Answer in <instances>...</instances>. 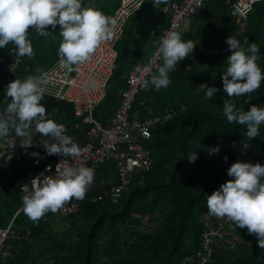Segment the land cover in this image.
Masks as SVG:
<instances>
[{"label":"trees","instance_id":"16d2710c","mask_svg":"<svg viewBox=\"0 0 264 264\" xmlns=\"http://www.w3.org/2000/svg\"><path fill=\"white\" fill-rule=\"evenodd\" d=\"M225 1L214 0L204 4L187 28L193 27L200 12L213 16L211 18L222 17L226 9L230 13ZM85 3L99 8L111 19L120 0H85ZM153 5L154 0H144L129 19L152 11ZM132 23H135V19ZM229 24V33L225 38L231 34L245 47L249 42L260 45L257 63L264 71V0L253 6L245 22L234 25L231 20ZM48 27L53 32L47 37L39 36L34 29L29 28L27 38L32 43L34 55L14 72L10 73L6 67L11 43L0 47L1 110L10 98L6 99L4 93L8 83L6 77L10 76L13 80L16 77L22 79L28 74L39 75L60 59L57 52L61 39L59 25L55 29ZM203 27L199 29L200 35L213 32L209 26ZM56 35L58 37L55 39ZM229 52L225 39L221 44H207L200 49L198 56L189 53L177 63V68L169 73L171 83L166 88L156 90L150 81L149 87L136 97L133 113L136 112L139 119L148 115H161L170 109L175 110L176 115L166 124L152 130L147 147L151 169L134 173L129 186L122 192H111L108 188L114 200L106 202L105 192L93 193L89 196L101 194L102 201L93 204L89 199H83L82 210L76 215L63 217L49 211L38 221H33L22 210L19 185L12 186L11 189H4L10 192L12 198L0 199L5 200L0 205V227L5 226L16 213L17 217L13 220L15 230L20 232L18 228H22V234L30 230V239L38 240L50 223L49 216L57 214L68 223L79 218L80 223L75 226L69 224L71 227L63 232L60 239L51 237L54 241L45 244L47 248H43V251L49 255L45 259L51 260L53 264H96L98 261L111 264H183L186 256L199 249L204 226L215 216L208 212L206 195H210L225 180L233 178L227 174V167L232 162L242 161V148L256 160L264 157V124L260 125L259 135L249 139L244 134L246 126L229 122L222 112L226 93L221 86V72L226 68L225 58ZM121 59V56H117L110 88L102 102L94 108V117L101 123L105 122V116L108 118V112L118 107V93L126 84ZM200 63L206 67L202 68ZM202 82L217 86L219 91L205 99L204 90L196 91ZM231 99L238 108L244 110L250 104L264 106V80L253 92ZM41 103L45 106L48 118L63 123L66 133L73 139L81 138L79 134L85 126L74 115L72 104L45 94ZM76 124L81 128L78 129ZM33 130L36 131L34 127ZM36 132L37 137L47 139V136ZM10 133L21 144L23 137L18 136L14 128L10 129ZM217 144L220 145L219 152L209 155L207 148ZM192 150L198 154L194 162L187 158ZM23 178L22 183L27 181V178ZM145 215L155 226L151 234L141 231L140 222ZM236 233L238 242L235 250L216 251L207 264H264V248L257 244L256 235L249 233L246 226H238ZM21 245V253H18L16 262L12 264H29L28 255L23 252L27 243ZM40 256L31 259V262L37 260L39 264H46L45 260L39 262ZM0 264L4 263L0 261Z\"/></svg>","mask_w":264,"mask_h":264},{"label":"clouds","instance_id":"9594fccd","mask_svg":"<svg viewBox=\"0 0 264 264\" xmlns=\"http://www.w3.org/2000/svg\"><path fill=\"white\" fill-rule=\"evenodd\" d=\"M111 23L113 21L102 10L85 3V0H0V47L11 43L17 56H32L33 46L27 38L29 26L37 35L47 37L53 32L48 26L55 29L59 25V62L71 70V65L89 59L97 46L111 37ZM225 40L230 52L225 58L226 68L221 72V86L226 93L222 112L229 122L245 125L244 134L252 139L259 135L260 125L264 124V106L250 104L244 110L238 108L231 98L253 92L264 80V71L257 63L260 45L249 42L245 47L231 34ZM194 45L191 39H183L182 32L177 30L169 29L159 38L158 51L162 63L150 76L156 90L171 83L170 71L192 53ZM46 78L44 72L28 74L22 79L16 77L5 85V97L10 99L0 110V141L7 140L10 146H14L8 137L10 129L14 128L18 136L25 138L21 146L32 145L28 130L34 127L52 139L43 138L42 151H33L30 155L43 156L47 160L54 159L56 154L75 156L81 151L80 146L66 133L63 123L47 117L45 106L41 103L42 84L46 83ZM200 90H204L207 99L213 97L219 88L202 82L196 88V91ZM219 149L217 144L208 147L207 151L211 155L218 153ZM197 155L192 150L187 158L194 162ZM224 159L227 160V156ZM55 169L54 176H34L31 188L27 183L22 185L21 207L33 221H38L48 211H57L73 197L82 199L95 175L93 167L82 163L74 165L60 161ZM22 170L25 176L24 168L17 171ZM226 172L233 178L225 180L210 195H206L208 212L228 218L235 227L246 226L249 233L256 235L257 244L264 248V164L237 160L227 167ZM16 215H13V220Z\"/></svg>","mask_w":264,"mask_h":264},{"label":"built area","instance_id":"2783aa9c","mask_svg":"<svg viewBox=\"0 0 264 264\" xmlns=\"http://www.w3.org/2000/svg\"><path fill=\"white\" fill-rule=\"evenodd\" d=\"M144 0H120L118 7L111 17L110 24L112 35L102 41L90 58L69 66L62 65L59 60L44 71L47 74L46 83L42 84L43 94L52 96L60 101L72 104L74 115L80 118L84 128L81 131V140L74 139L81 151L75 156L56 154V157L47 160L43 156H32L33 151L41 152L44 148L42 137L32 139L33 144L21 146L15 135L8 133L14 146H10L7 140L0 141V155L7 158L1 164L4 176L10 177L17 170H25L27 181L19 186L18 195L22 196V185L27 183L32 186L34 176H54L58 162H66L74 165L85 164L98 171L104 164L111 163L116 176V183L111 192H122L130 184L131 176L135 172H147L150 169V158L147 150L148 141L152 130L166 124L176 115L173 109L167 110L161 115H148L137 118L133 115V104L136 97L150 84V76L155 72L162 61L158 51L159 38L165 35L169 29L181 31L191 26L194 16L202 9L204 4L214 0H181L172 2L169 7L168 26L163 29L157 39V44L148 59L141 64L137 71L128 75L127 87L118 93L119 105L115 109L109 123L103 125L94 117V108L105 98L109 88L116 60V45L121 39L124 27L128 19L139 10ZM263 0H226L230 13L239 22H245L251 13L253 6ZM31 26H29L30 28ZM15 46L11 44L9 50L8 71L14 72L32 56H17ZM10 76L5 78L11 81ZM76 127H81L76 124ZM243 161L260 162L264 164V157L256 160L247 154L244 148L240 150ZM83 199L71 198L55 212L66 217L76 215L82 210ZM93 204L102 201L101 194L88 196ZM49 212V211H48ZM148 217L141 218V231L148 232ZM238 226L226 217L214 216L205 225L201 233L199 249L183 259V264H207L211 262L216 251L227 249L234 251L238 242L236 233ZM30 235L29 230L20 233L15 230L13 219L5 226L0 227V255L5 244L12 240L25 239Z\"/></svg>","mask_w":264,"mask_h":264},{"label":"crops","instance_id":"0c3cea01","mask_svg":"<svg viewBox=\"0 0 264 264\" xmlns=\"http://www.w3.org/2000/svg\"><path fill=\"white\" fill-rule=\"evenodd\" d=\"M181 0H159L158 3L154 2V7L152 11L147 12L145 15H139L134 16L133 18L129 19L127 22V25L124 29V34L120 42L117 44V56H121V63L123 62L124 68L122 67V75L125 79V82L127 80L128 75L133 74L137 71L138 67L143 64L148 57L151 55L153 49L155 48L157 44V39L159 34L165 29L168 25L169 21V7L172 2H178ZM224 14V15H223ZM222 14V17L219 16L217 18H211L213 16H209L207 13H201L196 18L193 27L191 28H183L181 30L182 32V38L185 40L191 39L195 45L192 51L193 56H198V52L202 47H205L207 44H221L225 36L229 33L230 24L229 21H233L234 25L237 23L240 24V22L233 16L230 15L228 9ZM228 15H230L228 18ZM135 19V23H132V20ZM209 26L211 30H213L212 33L209 35H200L199 29L201 27ZM203 27V28H204ZM186 35L187 37H185ZM184 36V37H183ZM189 36V37H188ZM202 54V53H201ZM200 66H204L202 63H200ZM127 83L125 84L124 89H126ZM149 87V86H148ZM117 108V107H116ZM107 113V117H104L105 122L103 125H107L115 111V109ZM1 110V107H0ZM135 117H137L136 112L133 113ZM32 136V139L36 138L38 135L37 132L33 130V128H30L28 130ZM41 138V136H39ZM80 137V134H79ZM25 139L24 137L20 140ZM48 140H51L52 138L50 136H47ZM7 158L0 155V162L5 161ZM22 173L23 170H22ZM23 175V174H22ZM23 178V177H22ZM10 180H12V186L17 187L21 182L19 180L18 182L14 181L15 178L11 177ZM100 182V185L105 187L106 190L108 188H111L116 183V176L113 169V166L111 163H107L103 165L99 171L95 172L94 179L92 184L87 188L85 196H89L93 193L98 192H105V190H97L96 185ZM11 185H6L4 188L1 187V190L4 191V189H11ZM104 188V189H105ZM101 192V193H102ZM147 216V215H145ZM50 217V223H53V225H59L63 227L64 229L70 228L69 224L65 219L61 218L57 214ZM148 217V216H147ZM148 232H144V234H151L154 230V224L150 222L148 217ZM205 227V226H204ZM18 230L22 231V228H18ZM62 231V230H61ZM47 235V234H46ZM31 236V235H30ZM30 236L28 238H25V242L27 243L26 249L23 250L26 255H28V261L29 264H39L37 263V260L32 263L31 259H35L38 255L41 257L39 262H42L43 260L46 261L45 258H47L49 255H45V252L43 251L42 246L38 244L40 240L36 239H30ZM22 241L14 242L10 241L5 244L3 251L0 255V261L6 264L7 262L9 264H12L13 262H16L18 253L20 254L21 244L25 243ZM25 246V245H23ZM41 253V254H40ZM63 256V255H62ZM46 264H53L51 260L47 259ZM96 264H111V263H103V261H98Z\"/></svg>","mask_w":264,"mask_h":264},{"label":"rangeland","instance_id":"374dc122","mask_svg":"<svg viewBox=\"0 0 264 264\" xmlns=\"http://www.w3.org/2000/svg\"><path fill=\"white\" fill-rule=\"evenodd\" d=\"M30 30V29H29ZM58 36L56 35V37H55V39L57 38ZM124 63L122 62V67L124 68ZM121 67V68H122ZM59 122V121H58ZM10 133V132H9ZM24 177V174L22 175V171H17L16 173L14 172V175L12 176L13 178H15V180L14 181H16V182H18L19 180H21V177ZM12 180H10V178L9 177H5V176H3V174L1 173V165H0V191H2L1 190V187H5L6 185H11V187H12ZM10 187V188H11ZM103 186H101L100 185V182L96 185V189L97 190H105V200H106V202L108 201V202H110L111 200H114V197L113 196H111L112 194L110 193V191L108 192V190H106V188L105 189H101ZM7 191V190H6ZM6 191H2V192H0V199H5V197H6V199L8 200L9 198H12V196H11V194H10V192L8 191V192H6ZM8 194V195H7ZM5 201V200H4ZM4 201H1L0 200V205H2V203L4 202ZM52 216V215H51ZM78 223H80V220H79V218L77 219V218H75L72 222H71V224L73 225V226H75V225H77ZM20 227H22V226H20ZM71 227V226H70ZM62 230V231H61ZM66 229H64L63 227H61V226H59V225H53V223H48V226H46V228H45V231L44 232H42L41 234H40V237H39V239L38 240H40V242L38 243V244H41V245H45V244H48L49 243V241H54V239H52L51 237H55V236H57V239H60V237L63 235V232L65 231ZM47 234V235H46ZM74 238H75V236H74ZM8 242H10V241H8ZM7 242V243H8ZM42 248H47V246H42Z\"/></svg>","mask_w":264,"mask_h":264},{"label":"bare ground","instance_id":"6f19581e","mask_svg":"<svg viewBox=\"0 0 264 264\" xmlns=\"http://www.w3.org/2000/svg\"><path fill=\"white\" fill-rule=\"evenodd\" d=\"M216 1V0H215ZM116 72V71H115ZM2 87V86H1ZM4 98V97H3ZM10 99V98H9ZM22 174H24V173H22ZM23 177V176H22ZM25 177V176H24ZM22 179H24V178H22ZM26 181V180H25ZM21 182V181H20ZM22 183V182H21ZM105 187H102L101 189H104ZM104 191V190H103ZM3 199V198H2ZM20 202V201H19ZM12 203V202H11ZM15 203V202H14ZM13 203V204H14ZM10 205V204H9ZM16 205H17V203H16ZM19 205V204H18ZM16 209V208H15ZM13 211V210H12ZM21 215V214H20ZM17 217V216H16ZM20 217V216H19ZM18 217V218H19ZM16 221V220H15ZM15 228V227H14ZM17 228V227H16ZM21 232V231H20ZM218 257V256H217Z\"/></svg>","mask_w":264,"mask_h":264}]
</instances>
